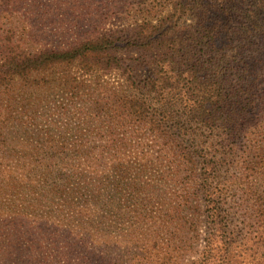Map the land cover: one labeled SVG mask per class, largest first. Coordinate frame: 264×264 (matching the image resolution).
<instances>
[{
	"label": "trees",
	"instance_id": "obj_1",
	"mask_svg": "<svg viewBox=\"0 0 264 264\" xmlns=\"http://www.w3.org/2000/svg\"><path fill=\"white\" fill-rule=\"evenodd\" d=\"M22 4L0 0L1 145L17 83L68 92L90 126L0 156L44 210L0 232V264H264V0H122V28L55 47Z\"/></svg>",
	"mask_w": 264,
	"mask_h": 264
},
{
	"label": "rangeland",
	"instance_id": "obj_2",
	"mask_svg": "<svg viewBox=\"0 0 264 264\" xmlns=\"http://www.w3.org/2000/svg\"><path fill=\"white\" fill-rule=\"evenodd\" d=\"M120 1L122 0H24V4L18 10L24 13L28 27L37 30L40 46L55 47L70 43L75 40L74 37L86 33L100 34L122 28L125 25L126 12L122 6L115 4ZM0 24L7 28L4 20H1ZM37 45L39 46V43ZM141 75L147 73L142 71ZM14 99L10 109L14 110V113L22 114L25 123L23 128L18 130L5 129L7 145L0 143V151L6 149L9 151L5 155L0 152V156H4L6 162L13 164L18 160L23 162L26 154L20 155L19 150L22 146L26 151L24 148L26 145L40 146L41 143L52 141H69L70 131L72 133L90 126L84 124L80 118L82 102L75 98L69 102V93L58 87L40 86L35 90L34 88L23 90L22 85L17 83ZM73 101L76 103L73 104ZM65 103H70L66 110L62 109ZM257 177V173L253 172L250 176L251 182L247 179L244 180V184L248 182L247 184L252 186L257 194L264 197V192L262 193L264 188L259 186L262 180L256 182ZM41 183L42 179L32 174L0 181V232L24 235L25 225L33 224L30 214L36 208L33 205L25 209L24 205L30 203L36 195H40L38 188ZM74 204H79L78 198H74ZM43 211L35 209L37 214H42ZM14 214L20 215L18 220L9 222ZM196 248L201 250L202 244ZM46 253L49 254L48 251Z\"/></svg>",
	"mask_w": 264,
	"mask_h": 264
}]
</instances>
